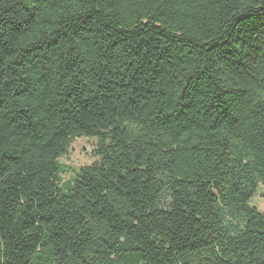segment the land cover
Segmentation results:
<instances>
[{
	"label": "trees",
	"instance_id": "trees-1",
	"mask_svg": "<svg viewBox=\"0 0 264 264\" xmlns=\"http://www.w3.org/2000/svg\"><path fill=\"white\" fill-rule=\"evenodd\" d=\"M260 185L264 0H0V264H264Z\"/></svg>",
	"mask_w": 264,
	"mask_h": 264
},
{
	"label": "rangeland",
	"instance_id": "rangeland-1",
	"mask_svg": "<svg viewBox=\"0 0 264 264\" xmlns=\"http://www.w3.org/2000/svg\"><path fill=\"white\" fill-rule=\"evenodd\" d=\"M96 142V139L82 137L72 143L68 156L60 159L65 168V172L61 175L62 184L73 180L81 168L99 160V157L94 153ZM252 205L264 212V185L259 186L258 193L252 198Z\"/></svg>",
	"mask_w": 264,
	"mask_h": 264
}]
</instances>
